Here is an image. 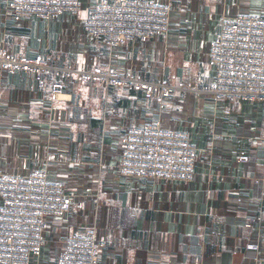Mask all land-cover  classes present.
I'll return each instance as SVG.
<instances>
[{
  "label": "crops",
  "instance_id": "crops-1",
  "mask_svg": "<svg viewBox=\"0 0 264 264\" xmlns=\"http://www.w3.org/2000/svg\"><path fill=\"white\" fill-rule=\"evenodd\" d=\"M96 1L82 0L77 14L16 21L0 0V47L78 69L112 62L147 80L175 76L187 88L160 109L141 90L69 79L72 98L56 100L49 80L31 89L29 74L0 70V171L44 167L73 194L68 214L47 217L49 244L32 263L56 264L67 237L95 227L107 238L105 264H260L249 243L264 251V100L200 89L212 77L209 51L223 17L264 14V0H155L172 5L168 34L113 50L84 29ZM158 118L190 131L199 148L193 180L117 174L125 127Z\"/></svg>",
  "mask_w": 264,
  "mask_h": 264
},
{
  "label": "built area",
  "instance_id": "built-area-1",
  "mask_svg": "<svg viewBox=\"0 0 264 264\" xmlns=\"http://www.w3.org/2000/svg\"><path fill=\"white\" fill-rule=\"evenodd\" d=\"M8 7L16 21L28 17L53 19L65 11L77 14L82 0H8ZM170 10L169 2L155 0H97L84 29L113 50L165 32ZM209 63L212 77L200 89L205 94L215 99L264 100V14L225 15L211 42ZM107 65L78 69L42 56L15 55L0 47V69L29 74L31 89L43 88L49 80L54 99L72 98L65 91L69 79L141 90L146 98L160 103L177 87L169 79L147 80L138 73L119 72L112 62ZM123 140L117 168L123 176L183 181L196 173L199 148L187 129L165 127L158 119L146 120L127 126ZM240 158L249 160L247 155ZM72 203L63 182L50 179L44 167L28 174L0 171V264H32L31 254L39 255L49 243L47 217L65 216ZM65 243L56 264H103L98 249L107 244V238L95 227L70 235ZM249 247L261 252L258 261L264 264L260 243L251 241Z\"/></svg>",
  "mask_w": 264,
  "mask_h": 264
},
{
  "label": "rangeland",
  "instance_id": "rangeland-1",
  "mask_svg": "<svg viewBox=\"0 0 264 264\" xmlns=\"http://www.w3.org/2000/svg\"><path fill=\"white\" fill-rule=\"evenodd\" d=\"M162 2H164V1H162ZM166 2V1H165ZM170 12H172V5H171V10H170ZM71 13V12H70ZM73 14V13H72ZM84 22H85V20L83 21V26H84ZM170 27H171V14H170V17H169V25H168V28H167V30L165 31V32H163V33H160V34H157V35H155V36H153L152 38H149V39H146L145 41H142V42H146V41H149V40H152V39H154V38H156V37H158V36H162V35H167L168 34V32H169V29H170ZM134 42H136V41H134ZM126 45H128V43L127 44H125L124 46H126ZM210 49H211V46H210ZM10 53V52H9ZM20 56H22V55H20ZM209 59H210V51H209ZM62 66H65V65H62ZM108 66V65H107ZM117 69V68H116ZM0 70H2V69H0ZM118 70V69H117ZM119 72H129V73H131V72H134V73H137V72H135V71H133V70H126V71H121V70H118ZM8 72V71H7ZM138 74H140V73H138ZM163 79H169L170 80V82L173 84V85H175V86H177L175 89H186L187 88V86H186V84L183 82V81H178V82H175V76H171V77H166V78H162V79H160V80H163ZM155 81H159V80H155ZM102 84V83H101ZM181 84H182V86H181ZM103 85V84H102ZM174 89V90H175ZM174 90H173V92L170 94V95H172L173 93H174ZM203 92V91H202ZM204 93V92H203ZM205 94V93H204ZM170 95H166L165 97H164V100H163V102L162 103H160V102H158L157 100V103H158V105H159V108L160 109H162L163 107H164V105H165V103H166V98L168 97V96H170ZM207 95V94H206ZM207 96H209V95H207ZM209 97H211V96H209ZM212 98V97H211ZM56 100H61V99H56ZM158 121H160V123L163 125V126H165V127H169V126H166V125H164L163 123H162V121H161V119H159L158 118ZM145 122V121H144ZM143 122H141V123H139V124H130V125H140V124H142ZM127 126H129V125H127ZM126 126V127H127ZM126 127H125V129H126ZM170 128H178V127H170ZM192 139V138H191ZM124 141V140H123ZM193 141V140H192ZM124 147V146H123ZM122 151H123V149H122ZM122 154V153H121ZM120 158H121V156H120ZM199 158V157H198ZM120 161V160H119ZM197 162H198V160H197ZM120 164V162H118L116 165H115V167H116V172H117V174L118 175H120V176H123V175H121V174H119L118 173V171H117V168H118V165ZM120 167H121V165H120ZM46 171H47V169H45ZM22 174V173H21ZM23 174H25V173H23ZM26 174H28V173H26ZM47 175H48V172H47ZM48 177H49V175H48ZM124 177H130V176H124ZM194 177H195V175H194ZM194 177L192 178V179H188V180H183L184 182H186V181H191V180H193L194 179ZM166 181H169V180H166ZM182 181V180H181ZM67 191V190H66ZM71 195H72V198H73V194L72 193H70ZM49 216H56V217H63L64 215H49ZM47 222H48V220H47ZM47 231H48V229L46 230V236L48 235L47 234ZM49 244V243H48ZM48 244H46V245H48ZM65 245H66V243H65ZM106 246V245H105ZM104 247V246H103ZM103 247H99V249H98V257H99V261H101L100 260V252H101V249L103 248ZM65 249V248H64ZM33 256H36V255H34V254H31V257L30 258H32ZM33 264V263H32ZM103 264H105V263H103Z\"/></svg>",
  "mask_w": 264,
  "mask_h": 264
},
{
  "label": "trees",
  "instance_id": "trees-1",
  "mask_svg": "<svg viewBox=\"0 0 264 264\" xmlns=\"http://www.w3.org/2000/svg\"><path fill=\"white\" fill-rule=\"evenodd\" d=\"M106 47H108V46H106ZM109 48V47H108ZM103 66H106L104 63L102 64ZM142 93H143V91H142ZM143 95H144V93H143Z\"/></svg>",
  "mask_w": 264,
  "mask_h": 264
}]
</instances>
